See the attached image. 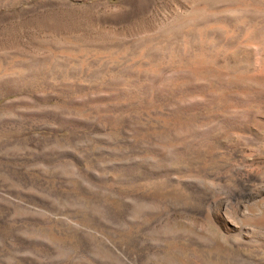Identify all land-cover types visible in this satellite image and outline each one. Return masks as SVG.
Returning a JSON list of instances; mask_svg holds the SVG:
<instances>
[{"label": "rangeland", "instance_id": "374dc122", "mask_svg": "<svg viewBox=\"0 0 264 264\" xmlns=\"http://www.w3.org/2000/svg\"><path fill=\"white\" fill-rule=\"evenodd\" d=\"M131 1L0 0V264H264V0Z\"/></svg>", "mask_w": 264, "mask_h": 264}, {"label": "bare ground", "instance_id": "6f19581e", "mask_svg": "<svg viewBox=\"0 0 264 264\" xmlns=\"http://www.w3.org/2000/svg\"><path fill=\"white\" fill-rule=\"evenodd\" d=\"M148 3V2H147ZM131 4H134L135 5V8L138 10H143V6L145 5V0H132L131 1ZM206 4V3H205ZM200 5H201V3H200ZM146 6V5H145ZM204 7H207L206 5H203V7H201V6H199V3H198V5L195 7V10H205L204 9ZM146 8V7H145ZM144 8V9H145ZM196 12V11H195ZM199 12V11H198ZM193 14H195V13H193ZM200 14H202V12L200 13ZM203 15V14H202ZM196 18V17H195ZM189 20H190V18H187V19H184L183 21L182 20H180V21H178L177 20V22H179V23H184V22H189ZM176 22V23H177ZM193 22V21H192ZM169 24V23H168ZM178 24V23H177ZM200 30V29H199ZM250 33H251V31H250ZM205 34V33H204ZM203 37V36H202ZM203 52V51H202ZM204 53V52H203ZM207 53V52H206ZM111 54V53H110ZM200 55V54H199ZM202 55V54H201ZM204 56H207V54L206 55H204ZM210 57V56H209ZM198 58V57H197ZM199 59V58H198ZM196 60V59H195ZM207 60V59H206ZM261 61H263V60H261ZM196 62V61H195ZM194 62V63H195ZM201 62V61H200ZM206 62V61H205ZM213 62V61H212ZM193 63V64H194ZM204 63V62H203ZM207 64H208V62H206ZM205 64V63H204ZM260 64V63H259ZM263 64V63H262ZM243 65H244V63H243ZM197 66V65H196ZM198 66H199V64H198ZM250 66V65H249ZM200 67V66H199ZM201 67H202V65H201ZM233 67V66H232ZM231 70H232V68H231ZM250 70V69H249ZM246 71V70H245ZM249 72V71H248ZM258 72H259V70H258ZM262 72V71H261ZM242 74V73H241ZM261 74V73H260ZM244 75H245V73H244ZM241 76H243V75H241ZM261 76H263V75H261ZM243 78V77H242ZM227 151V150H226ZM236 155V154H235ZM246 155V154H245ZM229 156V155H228ZM234 156V155H233ZM239 156V155H238ZM242 156H244V155H242ZM181 157V156H180ZM179 157V158H180ZM223 157V156H222ZM232 157V156H231ZM235 158V157H234ZM253 158H254V156H253ZM185 159H187V158H185ZM247 159H248V157H247ZM250 159H252V158H250ZM209 160V159H208ZM184 161V160H183ZM243 163H244V161H242ZM254 162V161H253ZM189 163V162H188ZM205 163H206V161H205ZM237 164V163H236ZM189 165V164H188ZM192 165V164H191ZM180 167H182V166H180ZM190 168V167H189ZM197 168V167H196ZM205 168V167H204ZM240 168V167H239ZM193 169H194V167H193ZM198 169V168H197ZM196 169V170H197ZM200 169V168H199ZM208 170V169H207ZM236 170H237V168H236ZM241 171V170H240ZM196 172V171H195ZM191 174V173H190ZM203 176V175H202ZM227 177V176H226ZM244 179V178H243ZM211 181V180H210ZM232 183V182H231ZM229 186V185H228ZM157 190V189H156ZM171 190V189H170ZM181 190V189H180ZM180 190H179V192H180ZM178 192V193H179ZM156 193V192H155ZM182 193H184V192H182ZM169 196H171V195H169ZM191 196V195H190ZM188 197V196H187ZM192 197V196H191ZM162 198V197H161ZM221 199V198H220ZM219 198H218V200H220ZM217 200V199H216ZM222 200V199H221ZM212 201H214V200H212ZM224 202V201H223ZM222 202V203H223ZM212 203V202H211ZM210 203V204H211ZM229 204V203H228ZM263 204V203H262ZM187 205V204H186ZM223 207V206H222ZM226 210V209H225ZM247 221V220H246ZM249 221V220H248ZM258 222L261 224V223H264V218H260V219H258ZM223 223H224V225H225V227H227V226H230V222L228 221V220H223ZM250 224V223H249ZM255 225V224H254ZM256 225H257V223H256ZM262 225V224H261ZM253 226V225H252ZM132 232V231H131ZM251 237V236H250ZM184 247V246H183ZM182 247V248H183ZM171 248H173V247H171ZM217 248V247H216ZM185 249V248H184ZM228 249H229V247H228ZM242 249V248H241ZM225 250H226V247H225ZM222 251V250H221ZM230 251V250H229ZM184 252V251H183ZM220 252V251H219ZM186 253V252H185ZM184 253V254H185ZM211 254H213V252L211 253ZM174 256H175V254H174ZM177 256V255H176ZM187 256V255H186ZM185 256V257H186ZM193 256V255H192ZM220 256H222V255H220ZM233 256V255H232ZM248 256V255H247ZM177 258V257H176ZM180 260V259H179ZM182 260V259H181ZM192 260V259H191Z\"/></svg>", "mask_w": 264, "mask_h": 264}]
</instances>
